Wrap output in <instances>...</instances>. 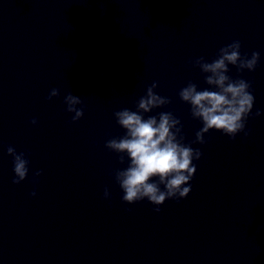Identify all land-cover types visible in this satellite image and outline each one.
Masks as SVG:
<instances>
[{
    "label": "water",
    "instance_id": "obj_1",
    "mask_svg": "<svg viewBox=\"0 0 264 264\" xmlns=\"http://www.w3.org/2000/svg\"><path fill=\"white\" fill-rule=\"evenodd\" d=\"M233 39L260 52L254 71L228 72L262 111L249 135L193 144L202 156L179 202H123L113 172L126 163L105 147L124 133L113 112L156 81L169 103L145 115L172 111L193 141L201 123L178 92L209 86L189 61ZM9 144L29 159L19 184ZM0 264H264V0H0Z\"/></svg>",
    "mask_w": 264,
    "mask_h": 264
},
{
    "label": "clouds",
    "instance_id": "obj_2",
    "mask_svg": "<svg viewBox=\"0 0 264 264\" xmlns=\"http://www.w3.org/2000/svg\"><path fill=\"white\" fill-rule=\"evenodd\" d=\"M259 59V51L242 53L238 39L221 46L210 61L203 56L190 59L189 62L204 74V82L209 86L198 88L196 83L189 81L178 92L180 100L189 105L191 117L201 123L193 141L185 142L183 125L172 111L145 115L169 103L167 97L154 91L156 81L148 85L144 94L135 101V110L125 107L113 112L124 133L107 139L105 147L117 153L121 163H126L125 167L113 172L114 180L122 191L123 202L133 204L147 200L154 205V212H159L160 206L168 199L179 202L189 194L190 181L196 172L194 161L202 156L201 149L194 148L193 144H205V134L210 130L226 135L229 140L240 133L244 138L249 135L250 129L246 128L249 117H259L262 111L259 108L252 111L255 98L251 81L239 76L233 78L228 72L229 65L234 66L238 73L254 71ZM57 96L59 90L53 87L46 99ZM63 103L65 110L72 113L71 121L83 116L84 108L79 96L69 91L64 95ZM30 123L36 125L37 119L33 117ZM6 153L12 158V182L19 184L29 171L28 156L24 151L17 152L11 144L6 146ZM40 174L41 170L33 173L34 184ZM29 195H36L35 188ZM103 197L110 200L107 186Z\"/></svg>",
    "mask_w": 264,
    "mask_h": 264
}]
</instances>
